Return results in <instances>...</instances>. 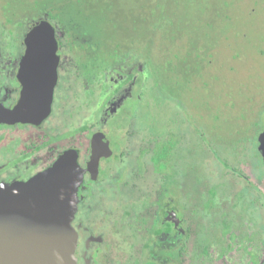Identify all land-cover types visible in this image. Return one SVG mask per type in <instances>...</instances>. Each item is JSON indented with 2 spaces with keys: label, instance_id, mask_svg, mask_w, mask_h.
Wrapping results in <instances>:
<instances>
[{
  "label": "rangeland",
  "instance_id": "374dc122",
  "mask_svg": "<svg viewBox=\"0 0 264 264\" xmlns=\"http://www.w3.org/2000/svg\"><path fill=\"white\" fill-rule=\"evenodd\" d=\"M24 1L26 3L22 4L21 0H12L10 4L22 10V5L31 9L35 4ZM49 1L61 3L62 10V5H67L66 11L73 9L76 13L78 8L85 9L87 6L88 15L99 21L98 39L104 45L99 63L110 61L112 57H109V53L116 51L118 67H122L118 71L119 79L125 78L129 69L132 70V65H135V70H138L137 66H141L139 69L146 66V57L154 56L155 47L152 48V43H162L164 33L185 34L184 39H194L187 49L178 48L182 56L180 61L174 60V49H168L165 72L158 65L155 72L151 71V80L146 82L148 86L141 100L134 95L128 97L119 111L127 113L133 123L138 122L139 129L128 130V126H122L121 130H117L118 135L120 133L125 138V143L120 145L117 156L114 153L112 158L103 161L106 170L103 183L92 186L94 193L101 194L102 198L94 200L93 217L84 222L92 225L96 234L104 233L105 238L104 244L98 246L102 248L99 251L102 254L95 260L98 259L99 264H133V258L128 257L129 251L134 254L137 252L139 256L154 249L144 250V239L136 237L132 230L128 229L124 233L110 226V223L105 224L104 220L102 223V219L105 212L114 207L126 209L132 205L136 211L142 208L144 218H140V223L152 228L150 223L157 210L156 200L163 178L149 157L151 149L161 140L156 130L162 129L164 132L171 128L176 131L174 139L179 141V147L186 148V155L177 161L181 195L178 197L176 194L178 201L172 199L170 205L172 208L175 205L177 210L182 205L185 220L182 228L188 226L191 229L185 252L179 262L173 260L174 264H264V155L262 150H258L262 146L259 137L264 132V0ZM160 10L165 16L170 15L168 21L171 24L159 17L155 18L157 20L150 19L154 11ZM145 15L149 18L146 22ZM22 25L11 32L13 25L0 20V53L3 56L9 57L22 50L23 45L19 42ZM118 42L125 45L119 52L114 47ZM135 44L138 49L134 50ZM127 47L131 49L127 50ZM192 47L194 51L188 52ZM72 54L74 56L69 57L61 70V82L65 83L62 89L64 95L58 104V111L50 120L52 125L63 130L69 126L75 129L100 122L98 116L93 114L105 88L103 82L87 83V76L79 70L78 65L83 58L78 56V49L73 50ZM155 58L165 61L161 53L156 54ZM168 63L173 64L174 68H169ZM2 69L0 65V80L10 82L8 76L13 74L5 75ZM202 72L206 74L204 80L207 85L201 82ZM110 73H114L113 69H110ZM145 78L146 75L143 82ZM157 81H160L161 87L153 85ZM84 83L93 90L88 91L92 94H85ZM135 111H140L141 115L136 116ZM116 120L118 125L120 121L114 117L113 122ZM232 124L233 127L230 126ZM100 127L108 132L110 126L101 122ZM145 127L154 131L143 129ZM223 128L224 132L231 134L226 140L234 139L238 147L233 149L235 147L231 145L223 146L226 153L229 150L232 152L224 159L235 167L225 168L216 163L218 166L211 168H214V174L210 171L207 178L201 179L197 175L198 157L195 155L201 152L202 147L207 152L213 151L214 143L218 144L222 140ZM49 134L51 131L46 136ZM245 135H249L246 140H237ZM46 136L39 134L33 137L34 142H41ZM2 142L0 164L18 155L10 151H16L14 145ZM144 149L148 151L142 154ZM207 156H211V153ZM140 159L144 160L143 169L139 164ZM220 181L222 186L214 187ZM212 186L218 197L211 208H206L205 202L210 197ZM98 189L101 191L96 192ZM122 192L125 194L120 195ZM130 192H134L137 201L134 204H131L132 197L126 195ZM81 216L83 218L84 213ZM138 225L137 233H146V228ZM225 226H231L233 231L221 236ZM172 234L175 235V232ZM230 244L232 248L229 252L218 257L221 249ZM245 246L248 252L244 251ZM250 250L257 255L256 258ZM156 257L159 254L156 253ZM164 264L170 263L164 261Z\"/></svg>",
  "mask_w": 264,
  "mask_h": 264
},
{
  "label": "flooded vegetation",
  "instance_id": "af4514ba",
  "mask_svg": "<svg viewBox=\"0 0 264 264\" xmlns=\"http://www.w3.org/2000/svg\"><path fill=\"white\" fill-rule=\"evenodd\" d=\"M34 20L36 21L22 23V38H20L21 41L19 42L23 45V48L18 54H15V58L13 57L14 59H8V57H5L2 53H0V65L3 68L2 72L5 75H9V73L13 74L11 77L8 76L11 78L10 82L5 83V81L0 80V146H2V143L4 144L2 141H6L8 145L11 143L14 145V149L16 150L12 151L11 149V153L13 154V152H16L18 154L12 160H9V162L6 161L0 164V184L8 185L13 182H26L33 177L48 171L60 158L66 155L71 157L72 155L75 156L74 158L77 165L79 166V169L82 170L81 180L80 182H77L74 191V198L77 203L76 211L72 220V225L78 233L75 250L77 264H99V260H95V258L97 256L100 258L102 254L99 252L102 248L98 246H102L104 244V233L96 234L92 225L90 226L84 222L86 219H91L94 210V200L102 198L100 197L101 194L96 195V193H94L92 186L95 184L101 185L104 181L103 173H106V170L103 168V161L112 158L114 153V156L118 155L116 152L120 148V143L115 136L118 132L117 130H113L115 128L112 126V119L124 106L126 99L128 97L131 98L134 95L133 91L135 87H138L141 91L140 94L143 95V91L148 85H146V83H136L137 79L144 78V76L139 72V70L133 69L135 65L131 66L132 70L129 69L128 74L124 75V79H119L117 75L118 71L122 70V67H118L117 56L113 57L110 61H107V63L100 64L98 62L94 67L96 71L92 72L85 66V63L87 62L86 44L82 45L80 39V41H77L70 33L63 31L60 26L54 23L49 17L46 18L45 16L43 17L42 14H38L37 18ZM42 20H47L54 26L58 44V79L53 89L51 108L47 116L38 121L24 120L23 118L13 119L10 116V113L19 104L24 91L29 87V85L27 83H23L19 77L21 63L26 53L25 38L28 32ZM77 49L79 51L78 56L83 58V60L78 63L80 68L79 70L87 76L85 78L86 80L88 79L87 83H105L104 91L99 97L97 108L94 109L93 114L98 116L100 122L96 123L94 126L86 124L81 128L75 129H71L69 124H67L69 127H67L66 130H63L57 125H52L50 120L51 117L58 111V104L64 95L62 89L64 88L65 83L61 82V70L65 64L68 63L69 57L74 56V54H72L73 50ZM112 65L113 67H111ZM138 68H141V66ZM110 69H113V74L110 73ZM130 73L134 74L132 79L128 81L127 78ZM92 74H96L94 78ZM124 81L127 82L123 83ZM87 83H84V92L85 94H92L88 92L93 90L90 86H87ZM31 91H34L31 92L32 95L37 93L35 88ZM41 96L38 98L30 97L29 101L38 102L41 100L39 99L42 98ZM122 102L124 103L121 105ZM33 114L28 113L27 115L35 117V115L39 114L35 108ZM1 117H6V120H2ZM127 118L130 117L127 115ZM101 122L109 124L110 127L108 132L101 129ZM50 131L51 134L46 136V133ZM39 134L46 137L45 139H42L41 142L35 143L33 137H38ZM27 146H29L28 149ZM95 157L98 159V164L96 166L92 163L95 161ZM108 181L109 179L107 182ZM97 191L100 192L101 190L98 189L96 192ZM133 193L134 192H130L126 194L127 196L132 197L131 204L137 202L134 199ZM119 194L124 195L125 193L122 192ZM162 202L165 203L166 200ZM156 204L157 210L155 211L152 217V222L150 223L152 226L151 230H153L156 226L164 229L166 220L174 222V229L171 232V235L174 236L173 241H176L178 246V249L173 254V257L170 258V263L174 264L173 260L175 259L176 263L179 262L178 260L182 258V254L185 252V248L182 250L181 245L184 244V247H187V239L189 236L183 240L182 237L183 233H185L188 229V226H185L184 229L182 228L185 220L181 219L177 215L178 210L176 208H172V205L169 204V208V205L167 206V204H161L160 196L157 198ZM95 207L98 209L97 205ZM100 209H102V207ZM113 210L116 211L113 212ZM120 210H122L121 213H119ZM172 212H174L175 215H173ZM82 213L85 215L83 218L81 216ZM141 217L144 218L142 208H140L139 211H136L132 205H128L126 209L124 207H122V209L114 207L113 209L105 212L102 223L104 220L105 224L110 223V226L117 227L116 229L123 231L124 233H127L128 229L132 230L136 237L144 239L145 243L143 249L146 250L145 244L151 234H149L148 231L150 228H146L147 226L144 225V223H140ZM157 217H159V221L157 220ZM94 221L96 222V217ZM138 223L140 226H143V228H146V233H137V229H139ZM174 232L175 235L172 234ZM163 233L164 232L161 234ZM161 234L159 233L158 236H155V238H157L156 242H153L148 250L154 248L155 251L158 252V247L162 245L161 242H164ZM131 247H133V245H131ZM154 249H152V251H154ZM244 251L248 252L246 247L244 248ZM249 252L253 253L255 258L257 257L252 250ZM99 253L100 255H98ZM135 253L136 254L129 251L128 255V257L133 258V264L138 263L137 259H145L143 257L145 253H140L139 256L137 255V252ZM160 257V255L159 257H156L155 255L154 259L159 260L158 258ZM162 259L164 258L162 257Z\"/></svg>",
  "mask_w": 264,
  "mask_h": 264
},
{
  "label": "water",
  "instance_id": "95a60500",
  "mask_svg": "<svg viewBox=\"0 0 264 264\" xmlns=\"http://www.w3.org/2000/svg\"><path fill=\"white\" fill-rule=\"evenodd\" d=\"M55 33L54 26L42 20L25 38L19 77L29 87L11 111L13 119L38 121L50 111L58 79ZM34 88L37 93L32 95ZM39 96L40 101H29ZM34 108L39 114L27 115ZM259 138L264 155V132ZM74 157L60 158L48 171L26 182L0 184V264H77L78 233L72 220L77 203L74 191L82 170ZM94 160L96 166L97 157Z\"/></svg>",
  "mask_w": 264,
  "mask_h": 264
},
{
  "label": "trees",
  "instance_id": "16d2710c",
  "mask_svg": "<svg viewBox=\"0 0 264 264\" xmlns=\"http://www.w3.org/2000/svg\"><path fill=\"white\" fill-rule=\"evenodd\" d=\"M30 2H35V4L33 3L32 8L31 9H26V7L24 5H22V7L24 8V10L20 9V7L14 6V4H10L12 3V0H3L2 2H0V20H4L5 24H11L13 25L12 28H10V31L12 32L14 30V28H16L17 26H20V24L22 25V23L24 22H32V21H36L34 19L37 18L38 14H42L43 17L45 16L46 18L49 17L51 20H53L54 23L58 24L60 26V28L65 31L70 33L77 41L81 40L82 45L86 44V53H87V62L85 63V66L87 69L91 70L92 72H95L96 69L94 68L95 65L101 60V50L103 49V43L102 41H100L98 39L99 34H98V29H99V21L96 17H92L88 15V8L86 6V8H78V12L76 13V11H73V9L71 10H67L66 11V6L67 5H62L63 6V10L61 9L60 5L61 3H56L53 4L51 1L47 2V0H29ZM22 4L26 3V1L21 0ZM78 2H80L78 0ZM83 3V1H81ZM72 3V2H71ZM85 5L86 2H85ZM69 8V6H68ZM151 11L153 9H150ZM151 14V13H148ZM147 14V16H148ZM31 16V18L29 17ZM147 16L145 15V22L148 21L149 18H147ZM170 16V15H169ZM168 14L165 16V13L162 12V10L160 11H154V15H151L150 19H155V18H160L166 20L168 23H170L168 21ZM34 18V19H33ZM153 19V20H154ZM157 20V19H155ZM152 21V20H150ZM171 24V23H170ZM173 25V24H172ZM125 30H129L128 28H125ZM161 30L162 32L164 31L162 25H161ZM185 36V34H178V35H174V34H169V33H164L163 34V38H162V43H152V48L155 47V50H153L154 52V56L152 58L150 57H146V66L142 67V69H139L137 67V69L139 70V72L141 74H143V76L146 75L145 78V82H143L144 80L141 79H137L136 83H146V82H150L151 80V71L155 72V70L158 69V65L160 66V70L165 72L166 69V54H167V50L168 49H174V60L175 61H180L181 56V51H179L178 48H184L187 49V47L191 46L192 44L190 42H193V38L189 41V38L187 37L186 39H184L183 37ZM153 39H155L154 36H152ZM157 38V37H156ZM80 39V40H79ZM135 40V39H134ZM134 43V41H132ZM154 44V45H153ZM175 44V47H174ZM103 45V46H102ZM102 46V47H101ZM124 44H122V42H118L114 47L117 48L118 52L119 49L122 48L124 49ZM154 46V47H153ZM174 47V48H173ZM134 50L138 49L136 47V44L134 45ZM131 49L129 47L126 48ZM193 47L191 48L190 51L188 52H193ZM127 52V51H126ZM161 53V55L164 54L165 56V61L161 62L160 59L159 61L156 60L155 55ZM264 53V52H263ZM196 54V53H194ZM3 55V54H2ZM15 54L11 55L8 57V59H14ZM115 57L116 56V51L115 52H111L109 53V57ZM14 57V58H13ZM185 60V58H184ZM168 67L170 68H174L173 64H169L168 63ZM88 70V71H89ZM134 73H130L127 80L129 81L130 79H132ZM96 74H92L93 78L95 77ZM147 75L149 76V78L147 77ZM205 72H202V76L203 78L201 79V82H203L204 85H207L206 81L204 80L205 77ZM91 79V77H90ZM149 79V80H148ZM127 81H124L123 83H126ZM154 86H160V81H157L155 84H153ZM152 86V84H151ZM150 86V87H151ZM137 89V90H135ZM133 94L136 97V99H140L143 97V95L140 94V89L138 87H135ZM140 96V97H138ZM135 114H137L136 116H140L141 113L140 111H135ZM221 114V112H220ZM222 115V114H221ZM127 113H118L116 114L114 117L118 118L120 123L117 125V120L113 122L112 119V126L113 130H121L122 126H128V130L132 128L134 129H139L138 126V122L137 123H133L134 121L131 118H127ZM230 126H234L233 124ZM145 130L149 129L146 127L143 128ZM151 132L154 131L152 128L149 129ZM161 131L156 130V133L159 135L158 137L161 138V140L157 141L155 146L151 149V154L149 157L150 162H152L155 170L157 172H159L160 175H162V184H161V189L159 191V196L161 199V204H167V206L172 202V199H175L176 201H178V198L176 196V194L181 195L180 189H179V185L181 183L180 179H178V175H179V167L177 166V161L179 160L180 157H182V155L184 156L185 153V149L186 148H182L179 147V141L175 140L174 138L177 136L176 131H173L171 128L167 131H162V129H160ZM239 131H242L241 128H239ZM131 133V131H129ZM222 140L220 143L216 144L214 143L215 146L213 151L211 152H207L205 151V148L202 147V150L200 153H197V155H195L196 157H198L197 159V163H198V170H197V175L199 178H207L209 172L211 171L212 174H214V168H216L218 165L216 163H219L221 165H223V167L225 168H230V167H235V165H231L230 163H228V160L224 159V156L228 157L232 152L231 150H229L227 153L226 151L223 150V146L224 145H231L230 147H235L233 149H236L238 147H236V143L234 139H229L228 141L226 140L231 134L229 132H224V128L222 129ZM155 135L156 133L153 132ZM115 134V132H114ZM128 134V133H127ZM130 135V134H129ZM116 138L119 140L120 145L125 143V138H123L121 136V134L119 133V135H115ZM249 137V135H245L243 137H238V141L242 140V138L244 140H246ZM227 141L226 143L223 144L224 141ZM235 143V144H234ZM222 149H221V148ZM227 147V146H226ZM219 148V150H218ZM259 151L261 149H258ZM148 151V149H144L142 151L143 153H146ZM189 151V149H187V152ZM262 152V151H261ZM211 153V156H207ZM226 153V154H225ZM223 154V155H222ZM194 156V157H195ZM209 157H211V160H209ZM140 167H142L141 169H143L144 167V160L140 159ZM210 169H209V167ZM212 167H214L213 169H211ZM233 167V168H234ZM207 168V169H205ZM207 171V172H206ZM219 184L215 185L214 187H220L222 186V181L218 182ZM216 184V183H215ZM210 197L207 199V201L205 202V206L206 208H211L213 206L216 200V198L218 196H216V192H215V188H211V190L209 191ZM238 196H241L240 193H238ZM166 200V202H162ZM183 202H186L184 200H182ZM180 202V199H179ZM184 205H186L185 203H183ZM170 208V205H169ZM174 208H176V206L174 205ZM182 205H179V209L177 211V215L183 219V211H182ZM177 209V208H176ZM196 212V211H195ZM157 220L159 221V217H157ZM165 227L164 229L156 226L154 227L153 230L149 229V234H151L148 238V241L145 244V248L149 249L151 247V245L153 244V242H156L155 236H158L159 233L161 234L162 232H164L162 235L164 242H161L162 245L160 247H158V252L154 251H147L143 257L145 258L144 260H139L137 259L138 262L143 261V264H164L165 262H169L170 263V258L173 257V254L175 253V251L178 249L177 246V242L173 241L174 236L171 235V232L174 229V222L173 221H169L166 220L165 221ZM224 229L222 230V235L221 236H225L227 233L232 232L233 228L231 226H225L223 227ZM191 229L190 227H188V229L186 230L185 233H183V237L182 240L184 238H186L187 236L190 235ZM155 234V235H154ZM152 236V237H151ZM182 244V243H181ZM185 245L182 244V250L186 247H184ZM246 247V246H245ZM232 248V244H230L227 247H223L221 249V252L219 253L218 257H222L223 255L227 254L229 252V249ZM157 254H159L161 257L157 259H154V256ZM162 257L165 259L164 261H161ZM171 264V263H170Z\"/></svg>",
  "mask_w": 264,
  "mask_h": 264
}]
</instances>
